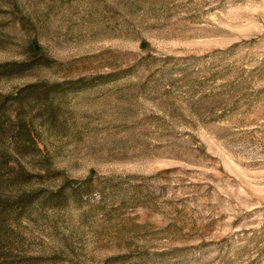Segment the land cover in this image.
I'll return each mask as SVG.
<instances>
[{
  "label": "rangeland",
  "instance_id": "rangeland-1",
  "mask_svg": "<svg viewBox=\"0 0 264 264\" xmlns=\"http://www.w3.org/2000/svg\"><path fill=\"white\" fill-rule=\"evenodd\" d=\"M21 62L19 264H264V0H0Z\"/></svg>",
  "mask_w": 264,
  "mask_h": 264
},
{
  "label": "trees",
  "instance_id": "trees-1",
  "mask_svg": "<svg viewBox=\"0 0 264 264\" xmlns=\"http://www.w3.org/2000/svg\"><path fill=\"white\" fill-rule=\"evenodd\" d=\"M28 64L21 63H0V78L22 72ZM7 101L0 95V264H19L17 259L16 246L14 244L13 224L26 202L27 198L20 189L22 181L27 172L23 167H18L17 162L9 161L6 148L4 147L6 124ZM18 131L9 130L12 138Z\"/></svg>",
  "mask_w": 264,
  "mask_h": 264
}]
</instances>
